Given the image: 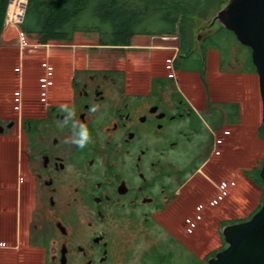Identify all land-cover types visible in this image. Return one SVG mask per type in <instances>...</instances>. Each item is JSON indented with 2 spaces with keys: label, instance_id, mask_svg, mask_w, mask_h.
<instances>
[{
  "label": "flooded vegetation",
  "instance_id": "af4514ba",
  "mask_svg": "<svg viewBox=\"0 0 264 264\" xmlns=\"http://www.w3.org/2000/svg\"><path fill=\"white\" fill-rule=\"evenodd\" d=\"M158 37L178 41V47L139 46L158 52H141L147 57H137L134 66L83 52L47 54L41 69L24 77L21 105H0V136L16 137L20 126L24 200L34 197L33 230L44 224L40 236L45 249L51 245L53 264H125L133 251L140 253L138 264H209L228 247L223 235L224 248L202 255L211 230H201L200 220L216 218L217 209L231 211L229 186L225 194L220 183H234V105L242 118L240 104L216 98L213 90L229 93L235 87H224L229 74L249 68L226 71L219 58L228 76L209 77L216 54L202 43L195 60L203 78L199 63L187 69L180 35ZM27 86L29 95L23 93ZM199 86L202 100L192 89ZM65 105L74 110L67 124ZM81 123L90 135L83 149L67 142ZM7 240L4 249H17L13 237Z\"/></svg>",
  "mask_w": 264,
  "mask_h": 264
},
{
  "label": "rangeland",
  "instance_id": "374dc122",
  "mask_svg": "<svg viewBox=\"0 0 264 264\" xmlns=\"http://www.w3.org/2000/svg\"><path fill=\"white\" fill-rule=\"evenodd\" d=\"M12 1L13 0L10 2L7 16L9 23L5 25L0 44V105L7 110H13L15 104L21 105V101L24 97L20 94L22 91L20 87L23 84L24 77L26 78V75L33 70L35 71V69H41L40 59L46 61L44 58L47 57V54H68V56H71L75 53L83 52L92 55L95 59L109 56L120 61L125 66H134L137 59L146 56V54L141 55V52H158L155 50L148 51L137 49L139 46L150 44L151 46L178 47V41L170 40L167 42L161 40V38L158 37L159 34H157L156 27L149 28L148 31L152 33L151 35L136 36L128 46L123 47L102 46L101 37L97 33H79L70 43L50 42L48 45H41L39 37L36 35L28 36L25 34L26 42H24L21 40L22 35L20 26L24 20L28 1L14 0L13 5ZM228 2L229 0H211L202 12L183 21L189 39L192 40L193 51L200 52L202 43L210 36L216 35L223 28L219 21L214 24L213 22L219 13L227 6ZM221 38L222 39L219 41L220 47L213 48V50L219 54L221 59L224 58V63H226L224 69L226 71H231V69L234 68V71H236L249 68V70L253 71L252 73L256 74L257 86L255 85V92L253 95L255 96L259 110L258 120L255 122V126L256 134L260 138V143L258 145L252 143L251 150H248L247 138L242 136L239 127V125L242 124V118L234 124L235 134L234 139H231L232 152L230 151L234 157V183H229L228 185H226L227 183H220L221 188L225 189V194L227 186H229L231 192H229L231 211L229 210L227 214V212L223 213L220 209H217L218 214L216 218L208 221L200 220L201 226L199 225V228H201V230H211V233L209 232V237L211 238L209 242L210 247L208 250H203V256L215 248L220 250L224 248V229L227 226L239 224L237 223L239 221H250L264 204L263 181L261 186H257L253 179L249 178L240 167L243 165L242 161L245 163L248 161L247 159H249L248 164H245L250 165L249 171L253 174L254 169L260 170L261 173L264 164V137L259 135V128L264 125L259 76L257 71L255 72L253 70L255 69L254 65L250 63V61H252V53H250L246 47L239 44L233 34H225L222 35ZM174 52L173 50L169 51L166 57L168 58V55ZM196 56H198V54H196ZM230 63L233 64V66H231ZM18 68L21 69V72ZM36 73H38V71H36ZM34 80H37V78L35 77ZM34 83L36 84V81ZM233 83H235L234 80L228 77L226 78L224 87L233 89V86H235ZM192 89L194 90L195 88ZM31 92L32 90L27 86L23 93L29 95ZM18 93L20 95H17ZM15 98H17L19 102H16L17 100H15ZM28 99H30V102L33 104L34 94L33 98L28 97ZM4 115L5 114L0 113V118ZM15 129L18 131L16 137L13 135L12 137L9 135L0 136V233L4 231L7 222L11 221V219L13 220L11 229H9L8 233L6 231L5 237L0 236V241L9 242L7 239L13 237L11 247L13 248L15 246L17 249H15V251L12 250L11 260L14 258V263L9 262V264H53L51 261L53 256L51 245L50 249H45V242L40 236L44 224H41V221L37 219L40 222V230L38 232H34L33 230L34 225L37 223V210L35 209L34 197L30 195V199H27V201L24 200L25 183H21V163L23 167L24 153L22 150L20 126ZM213 187L216 189L217 183H213ZM8 203L13 205L12 215L7 213V207H9ZM224 207H226V203ZM3 222L5 223V227ZM14 231H16L15 238L13 234ZM130 233L131 232H129V234ZM130 239L134 241L133 236H131ZM139 250L142 251V249ZM139 254L140 253H134V251L131 252L130 260H126L125 264H138L140 258ZM4 256L6 257L5 254ZM4 261H6V259ZM206 261L203 262V264H206ZM187 264L190 263L187 262Z\"/></svg>",
  "mask_w": 264,
  "mask_h": 264
},
{
  "label": "trees",
  "instance_id": "16d2710c",
  "mask_svg": "<svg viewBox=\"0 0 264 264\" xmlns=\"http://www.w3.org/2000/svg\"><path fill=\"white\" fill-rule=\"evenodd\" d=\"M210 1L28 0L20 29L28 36H38L41 45H48L50 42L70 43L79 33H97L101 37L102 46L123 47L128 46L136 36L151 35L149 28L156 27L159 36H181V52L188 57L186 63L187 69H190L197 67L199 61L195 60L192 40L189 39L183 21L202 12ZM10 2L11 0H0V44ZM229 33L233 34L222 28L203 42V50L220 47L221 36ZM250 63L253 64L252 61ZM198 69L205 78L200 63ZM233 108L234 122H238L239 106L234 105ZM259 135L264 137V125L259 128ZM246 175L257 186H261L260 170L254 169L253 174L249 171ZM244 222L246 221L237 223Z\"/></svg>",
  "mask_w": 264,
  "mask_h": 264
},
{
  "label": "water",
  "instance_id": "95a60500",
  "mask_svg": "<svg viewBox=\"0 0 264 264\" xmlns=\"http://www.w3.org/2000/svg\"><path fill=\"white\" fill-rule=\"evenodd\" d=\"M217 21L251 50L259 76L264 123V0H229L213 24ZM260 177L264 185V164ZM223 235L228 247L209 264H264V204L250 221L227 226Z\"/></svg>",
  "mask_w": 264,
  "mask_h": 264
},
{
  "label": "crops",
  "instance_id": "0c3cea01",
  "mask_svg": "<svg viewBox=\"0 0 264 264\" xmlns=\"http://www.w3.org/2000/svg\"><path fill=\"white\" fill-rule=\"evenodd\" d=\"M8 16V15H7ZM7 24V20H6ZM215 63L209 66L208 76H214L216 79H224L228 74L222 73L220 71L219 65V54L215 52ZM19 69V68H18ZM17 69V70H18ZM20 71V69H19ZM231 78L234 80L235 87L229 93H225L221 89L213 90V94L218 99L229 100L233 103H238L241 106V114H242V128L240 132L242 136L247 138V149L251 150L252 143L254 145H258L260 142V138L256 134V126L255 122L258 120V105L256 104L255 96L253 93L255 92V85L257 86V77L255 73H252V70L247 71V73H234L232 75L229 74ZM260 85V84H259ZM196 90V91H194ZM193 93L199 98L204 99V91L201 87H195ZM258 130V129H257ZM4 223V222H3ZM5 227V223H4ZM3 233V232H1ZM0 233V236L5 237ZM7 241H0V264H9V262L14 263V258L11 260L12 250L9 251L4 249V244ZM15 251V250H14ZM6 255V257L4 256ZM6 259V261H4Z\"/></svg>",
  "mask_w": 264,
  "mask_h": 264
},
{
  "label": "clouds",
  "instance_id": "9594fccd",
  "mask_svg": "<svg viewBox=\"0 0 264 264\" xmlns=\"http://www.w3.org/2000/svg\"><path fill=\"white\" fill-rule=\"evenodd\" d=\"M98 107H99L98 105H95L90 110L93 113H95L98 110ZM61 110L67 113V118L64 121V123L67 124L68 119L74 117V110L70 109L67 105L62 106ZM89 140H90V135L88 129L83 123H81L78 126L73 125L72 134L67 142L72 145H75L80 149H83L86 146V144L89 142Z\"/></svg>",
  "mask_w": 264,
  "mask_h": 264
},
{
  "label": "built area",
  "instance_id": "2783aa9c",
  "mask_svg": "<svg viewBox=\"0 0 264 264\" xmlns=\"http://www.w3.org/2000/svg\"><path fill=\"white\" fill-rule=\"evenodd\" d=\"M26 1H28V0H26ZM8 23H9V21H8V19H7V24H8ZM21 35H22L21 40L24 41V42H26L25 34L21 32Z\"/></svg>",
  "mask_w": 264,
  "mask_h": 264
},
{
  "label": "bare ground",
  "instance_id": "6f19581e",
  "mask_svg": "<svg viewBox=\"0 0 264 264\" xmlns=\"http://www.w3.org/2000/svg\"><path fill=\"white\" fill-rule=\"evenodd\" d=\"M13 3H14V0L12 1V5H13Z\"/></svg>",
  "mask_w": 264,
  "mask_h": 264
}]
</instances>
